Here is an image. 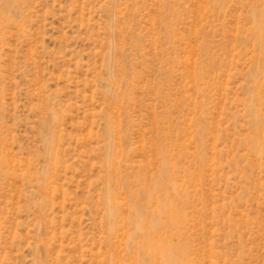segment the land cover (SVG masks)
I'll return each mask as SVG.
<instances>
[{
  "label": "rangeland",
  "instance_id": "1",
  "mask_svg": "<svg viewBox=\"0 0 264 264\" xmlns=\"http://www.w3.org/2000/svg\"><path fill=\"white\" fill-rule=\"evenodd\" d=\"M0 264H264V0H0Z\"/></svg>",
  "mask_w": 264,
  "mask_h": 264
},
{
  "label": "bare ground",
  "instance_id": "2",
  "mask_svg": "<svg viewBox=\"0 0 264 264\" xmlns=\"http://www.w3.org/2000/svg\"><path fill=\"white\" fill-rule=\"evenodd\" d=\"M144 224H145V221H144ZM150 230H152V228L150 229ZM148 234V233H147ZM149 235V234H148ZM151 238V237H150ZM149 238V239H150ZM146 241H148V239L146 240ZM151 241V240H150ZM150 241H148V242H150ZM153 241H151V243H152ZM149 244V243H148ZM151 246H153V244L152 245H150L149 247H151ZM148 250H151V248H148ZM152 251H154V248H153V250ZM165 254V253H164ZM165 257V258H164ZM164 257H163V259L164 260H166L167 261V258L169 257V255L168 254H166V255H164Z\"/></svg>",
  "mask_w": 264,
  "mask_h": 264
}]
</instances>
